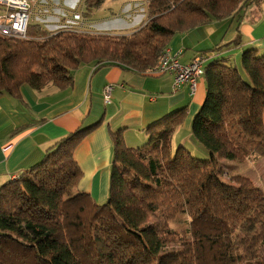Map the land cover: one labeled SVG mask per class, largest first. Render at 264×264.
<instances>
[{"label": "trees", "instance_id": "obj_1", "mask_svg": "<svg viewBox=\"0 0 264 264\" xmlns=\"http://www.w3.org/2000/svg\"><path fill=\"white\" fill-rule=\"evenodd\" d=\"M105 1L83 0L82 18ZM262 1L144 0L146 20L125 36L29 24L24 40L0 36V96L20 101L24 86L63 91L84 65L146 74L176 34L239 20ZM239 43L203 52L215 55L204 67L205 99L190 142L206 159L183 143L172 147L187 106L147 126L139 146L128 147L118 129L110 133L107 201L98 205L77 190L74 152L103 118L78 127L0 187V264H264V189L241 176L220 179V155L264 158V51L244 49L239 64L219 56ZM180 216L187 227L177 232L171 225Z\"/></svg>", "mask_w": 264, "mask_h": 264}, {"label": "crops", "instance_id": "obj_2", "mask_svg": "<svg viewBox=\"0 0 264 264\" xmlns=\"http://www.w3.org/2000/svg\"><path fill=\"white\" fill-rule=\"evenodd\" d=\"M119 16L120 14L110 13V17ZM92 17L82 20L94 22ZM68 20L71 19L68 17ZM142 23L133 27L132 31ZM31 24H38L51 32L71 29L65 27L66 22L62 17H52L47 9L42 11V15L35 13ZM67 25L71 26L69 21ZM214 32L219 34L217 38ZM237 38H240L239 45L221 52L219 56L237 63L244 49L264 51V1L247 8L240 14L239 20L232 18L211 22L204 27L176 34L166 50L171 54L181 51L182 64L189 63L200 54L208 62L215 54H203L204 51ZM108 84L113 85V90L109 103L105 104L103 89ZM205 93L204 77L197 81L196 89L191 93L188 85L173 89V77L170 74L159 75L148 71L139 75L116 66L105 65L95 70L92 65H84L73 72L72 85L63 91L52 85L40 91L24 86L20 101L2 95L0 187L38 163L54 142L78 127L90 125L103 118L102 124L74 152V159L82 172L77 190L90 195L96 204L101 205L108 196L112 159L110 133L123 129L125 144L128 147L139 146L146 140L144 129L147 126L171 111L187 106V117L175 130L172 147L179 143L192 146L191 122L205 99Z\"/></svg>", "mask_w": 264, "mask_h": 264}, {"label": "rangeland", "instance_id": "obj_3", "mask_svg": "<svg viewBox=\"0 0 264 264\" xmlns=\"http://www.w3.org/2000/svg\"><path fill=\"white\" fill-rule=\"evenodd\" d=\"M82 4L83 0H38L32 5L29 24H31L34 14H37L39 7L42 11L47 9L48 13L51 12L52 17H62L66 22L65 27L90 34H106L110 36L130 35L133 32V27L138 26L146 20V5L144 0H106L103 6L92 17L94 22H85L86 20H82L80 14ZM110 13L120 14V16L113 18L110 17ZM68 17L71 19L68 20L71 26L67 25ZM214 35L217 38L219 34L214 32ZM239 61L236 64H239ZM173 148H175L174 145ZM187 148L194 157L201 160L206 159L205 154H199L193 146L188 145ZM222 157L223 155H220V179L223 182L231 183L230 177L241 176L249 179L255 186L264 189V158H259L254 161L246 160L242 163L233 161L231 163L229 161L225 162ZM186 227L187 218L185 216H180L171 225V228L177 232L185 230Z\"/></svg>", "mask_w": 264, "mask_h": 264}, {"label": "built area", "instance_id": "obj_4", "mask_svg": "<svg viewBox=\"0 0 264 264\" xmlns=\"http://www.w3.org/2000/svg\"><path fill=\"white\" fill-rule=\"evenodd\" d=\"M36 1L38 0H0V36L26 39L29 15ZM37 13L42 15V10L39 9ZM181 55V51L171 54L165 50L151 72L159 75L170 74L173 77V89L188 85L191 93H194L197 81L204 77L207 59L202 55H197L189 63L182 64ZM112 90L113 85L111 84L104 87L103 102L105 104L109 103Z\"/></svg>", "mask_w": 264, "mask_h": 264}]
</instances>
